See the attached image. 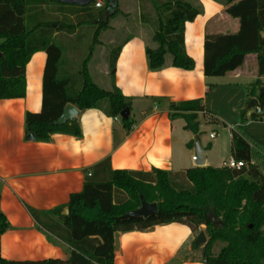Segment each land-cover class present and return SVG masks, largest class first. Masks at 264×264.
I'll return each mask as SVG.
<instances>
[{"label":"trees","instance_id":"obj_1","mask_svg":"<svg viewBox=\"0 0 264 264\" xmlns=\"http://www.w3.org/2000/svg\"><path fill=\"white\" fill-rule=\"evenodd\" d=\"M150 1L155 11L151 20L155 45L145 49L148 68L160 70L169 56L171 66L193 69L194 61L184 49V24L199 14L200 7L185 0ZM218 1L226 6V13L238 18L239 28L232 34L205 36L204 74L223 76L242 66L246 55L255 54L257 77L247 91L246 105L256 98L257 106L263 109L264 94L260 96L259 90L264 86V0ZM49 2L56 7H40ZM101 2L100 7H95V2L77 6L51 0H0V99L24 97L25 66L34 52L46 53L41 110L25 114V131L32 132L35 139L46 141L55 133L80 136L75 117L55 124L66 104L78 110L99 109L110 117H118L130 106L114 82L110 89H103L90 79L87 59L75 72L65 70L64 43L57 34H73L82 25H93L96 44L118 11L110 0ZM118 52L119 46L109 56L112 80ZM203 110L201 99L169 103V117L183 118L184 128L193 134L199 133L198 113ZM248 110L245 107L241 111V124L257 118L254 111L247 117ZM121 120L129 130L131 118ZM230 156L247 163L253 160L256 166L240 171L211 166L190 168L185 172L187 187L175 186L172 173L160 168L149 172L110 170L104 181L88 178L82 190L71 194L65 205L41 212L28 208L41 230L70 248L66 260L12 261L0 255V264H113L115 233L142 231L171 222L192 230L205 225L207 241L201 250L205 264H264V177L258 169L264 168V156L250 145L240 126L231 129ZM115 192L123 193L124 198L115 201ZM141 199L156 203L157 213L120 219L138 209ZM65 207L67 214L63 213ZM211 211H215L220 226L208 220ZM8 227L0 210V237ZM217 242L223 245L214 254L212 248Z\"/></svg>","mask_w":264,"mask_h":264},{"label":"crops","instance_id":"obj_2","mask_svg":"<svg viewBox=\"0 0 264 264\" xmlns=\"http://www.w3.org/2000/svg\"><path fill=\"white\" fill-rule=\"evenodd\" d=\"M185 1L200 7L199 14L184 24V49L194 68L171 66L166 56L165 66L153 71L148 68L145 49L154 44L146 36L138 0H114L118 11L108 29L117 33L111 42H117L114 47L119 46V52L111 82L130 103L129 130L119 116L89 108L78 110L75 116L80 136L55 133L46 141L27 139L25 114L41 110L46 62L43 50L31 55L25 66L24 97L0 99V210L9 224L0 237L3 259L66 260L70 248L41 230L28 208L41 212L63 206L88 178L104 181L110 170L160 168L172 173L175 186L187 187L185 172L197 167L192 159L196 135L204 166L223 167L230 157L231 129L239 126L250 145L264 156V108L260 117L240 123L247 91L257 77L256 55H246L242 66L223 76L204 74L205 36L235 33L238 18L226 13V6L218 0ZM60 33L55 35L60 37ZM192 99H201L204 107L198 113V134L184 128L183 118L169 117V103ZM258 169L262 175L264 168ZM114 198L122 200L124 194L115 192ZM204 230L205 225L192 230L171 222L117 232L113 264H205L201 254L205 243L195 245L201 231L207 241Z\"/></svg>","mask_w":264,"mask_h":264},{"label":"rangeland","instance_id":"obj_3","mask_svg":"<svg viewBox=\"0 0 264 264\" xmlns=\"http://www.w3.org/2000/svg\"><path fill=\"white\" fill-rule=\"evenodd\" d=\"M49 3L43 4L46 6L44 9L50 10L56 7L53 4L54 2ZM138 4L140 6V12L144 15L142 23L145 27L146 36L149 41H152L154 26L151 20L155 15L154 8L150 0H138ZM43 5L40 7L43 8ZM94 30L93 25H82L77 28L73 35L65 32L60 33L61 39L59 38L58 40H62L64 43L63 56L66 64L65 70L75 72L79 69L83 60L87 59L86 67L90 79L99 87L106 89L109 88V84L111 83L108 68L109 56L115 48L114 46L117 45V42H111V40L117 36V33L109 29L102 31L98 37V42L93 44ZM68 35H72V38ZM153 44L155 45V43ZM105 67H107L108 74L105 73ZM222 245L221 242H217L213 246L212 252L216 254Z\"/></svg>","mask_w":264,"mask_h":264},{"label":"water","instance_id":"obj_4","mask_svg":"<svg viewBox=\"0 0 264 264\" xmlns=\"http://www.w3.org/2000/svg\"><path fill=\"white\" fill-rule=\"evenodd\" d=\"M51 1L59 2V3H63V4H68V5L86 6L90 3L98 1V0H51ZM110 2L112 3V5H115L114 0H110ZM56 24H58V23H56ZM0 56H1V53H0ZM263 94H264V86L261 87L259 90V95L261 96ZM257 105H258V100L256 98H252L249 101L247 107L249 109H252V108L256 107ZM77 114H78V109L76 107H74L71 104H66L62 110L61 115L59 116V118L55 122V124L61 125V124L65 123L66 121L73 119ZM129 114H130L129 107H125L119 113V117L121 119H128ZM34 137L35 136L32 132H29L27 134V139H29V140L34 139ZM193 156L195 157L194 163L197 167L204 166L205 161H204V157H203V150H202V147L200 146L199 138L197 135L195 136V139L193 142ZM63 213L64 214L68 213V209L66 207L64 208ZM156 213H157L156 203H146L144 200L141 199V206L138 209L125 213L124 215H122L120 217V219H127V218H131V217H148V216L155 215ZM207 218L215 226H220L221 222L217 220V215H216L215 211H211L208 214ZM205 242H206V237H205L203 231H201V232H199V234L197 235V237L195 239V245H201V244H204Z\"/></svg>","mask_w":264,"mask_h":264},{"label":"built area","instance_id":"obj_5","mask_svg":"<svg viewBox=\"0 0 264 264\" xmlns=\"http://www.w3.org/2000/svg\"><path fill=\"white\" fill-rule=\"evenodd\" d=\"M102 0H98V1H95V7H100L102 2ZM253 111L255 113V115L257 117H260L261 114H262V108L256 106L253 108ZM214 134H210V137H213ZM193 160H195V157L193 156L192 157ZM254 165V161L253 160H250L248 163L243 161V160H237L233 157H229L228 159H226L223 163V167L229 169V170H233V171H240L242 170L243 168H249L250 166H253ZM262 176L264 177V171L262 172Z\"/></svg>","mask_w":264,"mask_h":264}]
</instances>
